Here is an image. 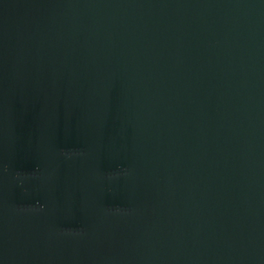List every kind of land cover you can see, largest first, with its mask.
I'll list each match as a JSON object with an SVG mask.
<instances>
[{
  "label": "water",
  "instance_id": "obj_1",
  "mask_svg": "<svg viewBox=\"0 0 264 264\" xmlns=\"http://www.w3.org/2000/svg\"><path fill=\"white\" fill-rule=\"evenodd\" d=\"M0 264H264V0H0Z\"/></svg>",
  "mask_w": 264,
  "mask_h": 264
}]
</instances>
